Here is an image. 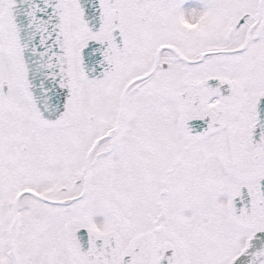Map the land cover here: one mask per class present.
<instances>
[{
	"label": "snow or ice",
	"instance_id": "6c2138e0",
	"mask_svg": "<svg viewBox=\"0 0 264 264\" xmlns=\"http://www.w3.org/2000/svg\"><path fill=\"white\" fill-rule=\"evenodd\" d=\"M0 264H264V0H0Z\"/></svg>",
	"mask_w": 264,
	"mask_h": 264
}]
</instances>
